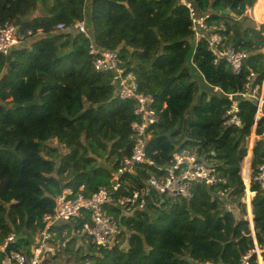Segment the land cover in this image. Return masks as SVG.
<instances>
[{
    "label": "trees",
    "instance_id": "obj_1",
    "mask_svg": "<svg viewBox=\"0 0 264 264\" xmlns=\"http://www.w3.org/2000/svg\"><path fill=\"white\" fill-rule=\"evenodd\" d=\"M255 4V16L264 22L256 12L264 10V0H0V26L14 22L24 34L44 33L9 58L0 54V245L10 232L25 235L16 248L29 245L45 227L43 216L53 212L54 196L68 187L90 196L109 186L111 171L131 153L130 126L138 119L134 101L117 96L111 71L94 69L93 45L118 52L139 91L155 97L159 113L146 145L155 165L126 173L119 194L141 187L152 173H165L174 152L184 147L196 148L225 181L213 186L192 181L190 198L150 190L141 210L123 213L106 205L122 225L119 242L88 250L73 264H240L248 254V264H259L256 248L264 261V189L251 183V227L240 173L255 102L236 95L241 125L225 123L228 95L243 91L250 72L254 82L264 76V23L258 26L245 15ZM227 8L236 16L220 14ZM200 17L210 31L199 29L197 39L193 18ZM75 21H83L86 33L53 30ZM214 32L223 46L248 51L238 75L225 58L214 62L208 44ZM35 98L37 103L24 106ZM263 129L260 120L255 133ZM263 159L260 138L251 167ZM248 172L246 162V183ZM83 222H59L49 243L65 231L75 244L76 237L87 236ZM64 247L67 256L74 246ZM6 251H0V264Z\"/></svg>",
    "mask_w": 264,
    "mask_h": 264
},
{
    "label": "built area",
    "instance_id": "obj_2",
    "mask_svg": "<svg viewBox=\"0 0 264 264\" xmlns=\"http://www.w3.org/2000/svg\"><path fill=\"white\" fill-rule=\"evenodd\" d=\"M194 30H196L197 39L201 36L197 31L203 29L210 31V28L204 23V18H193ZM84 23L74 22L72 24L59 23L54 27L57 33L62 32H85ZM224 29V28H223ZM43 35L42 31L32 35L27 31L22 33L14 22H6L0 26V54L9 55L14 49L18 48L27 38H34L37 35ZM209 48L214 52L216 62L220 58H225L231 67L232 72L238 75L242 65L248 56L246 49H235L232 45L223 46L222 36L218 32L212 33L208 38ZM219 46H223L219 49ZM89 54L93 56L92 64L99 73L111 71L113 79L117 83V96L121 99L133 100V114L137 120L131 123V134L133 137V146L129 156H124L116 169L111 171L109 186H102L90 196H85L80 192H73L71 188H64L62 192L54 196L53 212L45 214L42 218L45 224L37 241L36 250L27 254L20 250H9L4 254L3 264H48L45 258V252L48 243L54 232L53 226L59 222L70 221L73 218L83 219L81 231L85 233L91 244L96 248L111 249L114 244L119 242V236L122 234V225L117 219L106 211V205H114L120 208L123 213L141 210L144 208L150 190H155L161 194H167L171 197L184 196L191 197L190 182L196 181L207 186H213L225 179L218 175L214 164L201 157L196 148L184 147L174 152L171 166L164 167L165 173L162 175L152 173L143 182L139 188L129 190L127 194H119V191L127 179L126 173H133L134 168L147 164L154 166L155 163L147 157L146 145L151 138V127L159 120V113L156 109V99L153 95L145 94L139 91L138 82L132 72H126L120 65L119 54L115 50H102L93 45L89 47ZM255 74L250 72L247 76V82L240 93L229 94L231 105L225 112V123L228 125H241L239 118V106L236 95L244 98H250L255 102L254 122L251 133L247 138L245 165L248 162L249 174L248 184H245V191L250 190L251 183H256L261 189H264V159L262 162L251 167L253 156V147L257 139H264V129L261 135H257L256 127L260 120L264 121V76L261 82H254ZM249 138H252V140ZM250 158L248 160V156ZM246 183V181H245ZM249 198L246 195L244 203H249L255 194L254 191ZM247 198V199H246ZM87 218V219H86ZM251 219V218H250ZM249 219V220H250ZM14 233L10 232L4 243L0 245V251L7 249L9 242L14 240ZM38 248V249H37ZM259 253L260 250H254ZM250 254L241 259L240 264H248Z\"/></svg>",
    "mask_w": 264,
    "mask_h": 264
},
{
    "label": "rangeland",
    "instance_id": "obj_3",
    "mask_svg": "<svg viewBox=\"0 0 264 264\" xmlns=\"http://www.w3.org/2000/svg\"><path fill=\"white\" fill-rule=\"evenodd\" d=\"M252 7L251 8H247L245 10V15L247 17H249L250 19H252L255 23H257V25L259 26L260 24H262L261 22L259 21H256V19L254 18V15L252 13ZM257 14L260 15V16H264V11L262 8H258L257 9ZM76 22H82V21H76ZM258 28V27H257ZM85 29V28H84ZM40 31V30H39ZM28 48V47H27ZM262 52L264 53V49H262ZM194 78L199 81V77L194 76ZM14 98H8L6 99V101H12ZM252 140V138H249V140ZM245 161V159H244ZM244 161H242L241 163V169H240V173H241V177L244 181V184L245 183V177H244ZM246 195H251V194H247L246 191H245V195L244 197L242 198V202L244 201ZM252 200V199H251ZM251 200L249 203H246L245 204V209H246V214H245V219H250V215H251ZM235 208L237 209L236 211L239 212L241 210L240 207H236V204H234ZM250 226L253 227L252 225V221L250 220ZM55 231H54V234L55 235ZM39 235H34V236H31L30 240H28L27 243H29V245H26L24 246V242H21L20 245L17 247L18 249H25V250H28L29 251V254L32 253L33 250H36V245H37V241L39 239ZM71 235H68L65 231L61 232V234L59 236H57L56 238V242H59V243H56V242H50L48 243V248L46 249V252H45V258H46V261L49 262H53L55 264H73L77 259H79V256H81V254H85L87 253L86 251L90 250L89 253H95L97 252V250L95 249L96 247H93L92 244H91V241L90 239L87 237V236H84L82 238H79V237H76L75 239V244L73 243L72 245L74 246L72 249H71V252L67 255V256H63L65 255V245H68V246H72L71 245ZM60 238H62L63 240H61ZM73 238V237H72ZM82 243V245H79V243ZM78 247V249L76 250V248ZM38 249V248H37ZM255 249H253L252 251H254ZM64 251V252H63ZM257 257H258V260L260 262H263L264 264V261H261V258H260V255L259 253H257ZM259 262V264H260Z\"/></svg>",
    "mask_w": 264,
    "mask_h": 264
},
{
    "label": "water",
    "instance_id": "obj_4",
    "mask_svg": "<svg viewBox=\"0 0 264 264\" xmlns=\"http://www.w3.org/2000/svg\"><path fill=\"white\" fill-rule=\"evenodd\" d=\"M38 1H40V0H38ZM220 14L221 15H225V16H230V15H233V16H236L234 13H232L231 12V10L230 9H224V10H222V11H220ZM7 57L9 58L10 56L9 55H7ZM35 103H37V99L35 98V99H33V101H31V102H26V103H24V106H29V105H32V104H35ZM23 237H25V235H23V236H15L14 237V240L13 241H11V242H9V244L7 245V249L8 250H17V248L15 247V244L17 243V241L19 240V239H21V238H23Z\"/></svg>",
    "mask_w": 264,
    "mask_h": 264
},
{
    "label": "crops",
    "instance_id": "obj_5",
    "mask_svg": "<svg viewBox=\"0 0 264 264\" xmlns=\"http://www.w3.org/2000/svg\"><path fill=\"white\" fill-rule=\"evenodd\" d=\"M256 4H258V3H256ZM256 4L252 7V13H253V15H254V18L256 19V21H259V22H261V23H264L263 21H261V20H259V19H257L256 18V16H255V9H256ZM264 11V10H263ZM262 17H264V16H262ZM34 43V39L33 38H27L26 39V41L24 42V43H22L19 47H31V45ZM18 47V48H19Z\"/></svg>",
    "mask_w": 264,
    "mask_h": 264
},
{
    "label": "bare ground",
    "instance_id": "obj_6",
    "mask_svg": "<svg viewBox=\"0 0 264 264\" xmlns=\"http://www.w3.org/2000/svg\"><path fill=\"white\" fill-rule=\"evenodd\" d=\"M249 169V168H248ZM248 174H249V172H248ZM248 184V182L246 183V185ZM247 193H249L250 194V192L249 191H247Z\"/></svg>",
    "mask_w": 264,
    "mask_h": 264
}]
</instances>
